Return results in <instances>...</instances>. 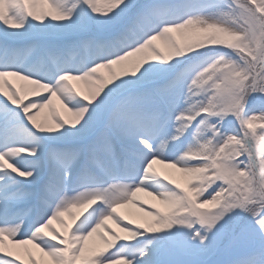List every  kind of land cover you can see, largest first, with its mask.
Returning a JSON list of instances; mask_svg holds the SVG:
<instances>
[{"label": "rangeland", "instance_id": "1", "mask_svg": "<svg viewBox=\"0 0 264 264\" xmlns=\"http://www.w3.org/2000/svg\"><path fill=\"white\" fill-rule=\"evenodd\" d=\"M0 98L6 245L264 264V0H0Z\"/></svg>", "mask_w": 264, "mask_h": 264}, {"label": "bare ground", "instance_id": "2", "mask_svg": "<svg viewBox=\"0 0 264 264\" xmlns=\"http://www.w3.org/2000/svg\"><path fill=\"white\" fill-rule=\"evenodd\" d=\"M9 91L7 89L3 90V96L7 97ZM14 106H17V104H13ZM0 171L1 168H0ZM155 171V170H154ZM152 169L148 170V175L145 177V183L153 182L155 178L158 179L157 176H155V173ZM164 176V175H163ZM2 182L0 181V188H1ZM139 193L141 194V197L143 198H137L135 201H138V206H135V202H131L129 205H127L125 209L122 210V208H116L115 212L120 215L123 220H125V224L132 223L135 216H140L141 218H145L147 216L146 209H142V207L139 206V204L142 202L141 200H145V203L147 201V198L150 196L148 191L144 188L140 189ZM167 193H160L156 194L155 197L150 198H156L158 202L161 205H165V198H167ZM4 197L0 193V223L4 222V204L1 202ZM141 199V200H140ZM144 202V201H143ZM8 224V222H6ZM50 224V223H49ZM48 224V225H49ZM47 225V226H48ZM45 227L42 231V234L47 231V233L57 231L60 234H67V231L70 228H65L63 226L57 227L53 230V228ZM53 230V231H52ZM66 230V231H65ZM30 240L23 241V242H11L9 245H6L4 241H0V264H48L50 259L55 260L56 264H64V261L62 262L60 259H66L68 257L67 251L60 249L56 251H47L37 246V243L41 241V238L37 237L32 239V236L29 238ZM38 241H37V240ZM141 261L142 264H156V257L155 253L152 252L149 247L144 248L141 252ZM12 259V260H11ZM14 261V262H12Z\"/></svg>", "mask_w": 264, "mask_h": 264}]
</instances>
